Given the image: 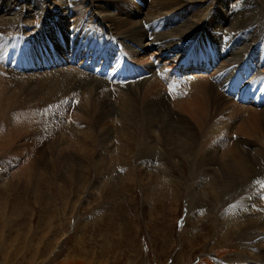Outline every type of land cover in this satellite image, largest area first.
Returning a JSON list of instances; mask_svg holds the SVG:
<instances>
[{
  "label": "bare ground",
  "instance_id": "obj_1",
  "mask_svg": "<svg viewBox=\"0 0 264 264\" xmlns=\"http://www.w3.org/2000/svg\"><path fill=\"white\" fill-rule=\"evenodd\" d=\"M0 1V75L17 73L6 71L5 60L16 70L23 68L24 72L42 64L49 68L60 67L59 61L69 65L77 63L75 68L58 70L51 79H30L26 85L19 81V95L14 89L13 94L7 93V89H12L11 81L0 76V136H5L0 143V156L9 154L13 157L10 163L20 165L22 157L18 153L21 149L29 152L39 149L43 137H39L38 131L50 120L35 116L41 115L44 109L40 102L47 82L53 86L47 94L63 89L65 96L85 90L83 103L102 93L104 96L96 98L99 102L92 109V115H96L95 125H101L112 116H120L121 126L129 133L126 139L132 144L128 153L136 150L135 145H140L138 157L146 159L145 163H154L164 157L165 166L149 179L150 183L159 182L156 186L164 185L167 189L164 182H170V192L174 182L168 176L174 174L172 169L176 165L196 180L208 179L201 181L200 186H192L187 205L199 212L200 216L193 215L192 219L200 226L215 216L211 240L217 248V257L222 259L235 254L238 257L231 264H264V71L256 68L262 64L264 70V0H206L202 6L198 5L200 0H151L159 8L149 12L150 19L139 21L130 16L116 18L113 13L114 7L129 0H60L59 14L51 25L41 26L37 37L26 41L22 31L27 20L42 18L52 0ZM192 10L195 12H190ZM72 12L78 16L73 25L67 20ZM172 13L174 15L169 16ZM108 25L114 27L116 34L104 32ZM224 44L233 46L225 47ZM139 50L150 51V57L146 59ZM113 51L122 56V62L125 58L128 60L119 63L116 58L112 59L115 57ZM86 56L89 74L83 70ZM131 57L139 62L130 60ZM112 63L118 64L117 67H110ZM108 67L117 72L108 73ZM212 67L213 71L207 72ZM160 71L169 72L164 73L170 80L169 85L159 78L149 80ZM194 73L202 78L195 79ZM85 74H88L86 79ZM187 78L194 80L189 88L191 92L184 99L180 95L186 93ZM114 85L115 88L119 86L116 91L121 93L120 100L126 104L124 115H120L116 104L108 100L113 95L107 88ZM170 88L172 90H168ZM138 93H141L138 98L141 106L134 109L129 99L138 97ZM102 98L104 102H100ZM60 100L56 104L61 110L77 105L66 99L60 103ZM26 101L35 105L19 110L17 107ZM251 105L254 107H247ZM56 118L53 112L51 121L55 122ZM174 120L178 121V126L172 125ZM35 121H39V125H33ZM32 125L37 127L34 131L30 129ZM152 129V133L160 134L158 146L161 145L162 151L158 149L159 156L155 152L157 144L154 145ZM104 133L99 140L102 145L108 144L112 137L110 132ZM47 143L50 153L58 149L57 138ZM71 146L69 144L68 153L61 156L67 166L78 163L69 153ZM48 150L41 158L46 162L51 160L49 155L55 158ZM39 158L26 159L27 167ZM178 200L179 195L175 201ZM207 207L211 208V217L202 216ZM200 235L197 233L192 242L198 241ZM200 264L224 263L206 257Z\"/></svg>",
  "mask_w": 264,
  "mask_h": 264
},
{
  "label": "rangeland",
  "instance_id": "obj_2",
  "mask_svg": "<svg viewBox=\"0 0 264 264\" xmlns=\"http://www.w3.org/2000/svg\"><path fill=\"white\" fill-rule=\"evenodd\" d=\"M199 2L198 5L202 6L201 4H204L206 0ZM60 4V0H52L47 4L46 16L31 17L27 20L25 30L22 31L25 41L34 40L41 26L51 25L59 14ZM122 7L125 10H121ZM157 8H159L158 5L152 3L151 0H129L114 7L113 13L116 18L123 19L130 16L132 20L139 21L148 18L149 12ZM93 10L95 11L96 8L94 7ZM190 12H195V10ZM89 14L92 13L88 12ZM172 15L174 13L169 14V16ZM77 18L78 16L72 12L67 20L73 25L75 23L73 21ZM202 24L200 22V25ZM106 30L109 34H116L114 27L108 25L104 32ZM56 31L59 33V30ZM47 42L52 45L49 39ZM61 42L64 46L66 45L63 39ZM224 46L233 45L224 44ZM112 53L115 54L112 59H122L118 52L113 51ZM140 53L145 54L146 59L151 54L150 51L144 53L140 51ZM129 59L138 61L133 57ZM54 60L58 62L56 57ZM81 61L83 60L80 59ZM152 62L154 63L153 60ZM67 63L59 61L60 67L51 68L42 64L24 72L23 68L16 70V67L8 65L9 62L5 60L6 71L12 70L17 73L12 75L10 72L5 74L6 76L3 74L0 76L4 79L7 77L11 81L8 82L12 89H7V93L13 94L16 91L19 95V81L26 85V81L30 79L43 80V77L50 78L58 70L62 72L68 68L77 67V63L72 65ZM213 67L207 72H212ZM256 68L264 71L262 64H258ZM189 71L192 72L193 68H189ZM164 73L169 74L168 71ZM164 73L160 71L157 76H151L152 79L149 80L159 78L166 82L165 85H169L170 80L164 76ZM88 74H85V79ZM194 75H196L195 79L202 78L200 74L194 73ZM193 80L184 84L186 93H182L183 90L179 91L184 99L191 92L189 88ZM116 87L119 88V86ZM52 88L53 86L47 82L40 102V104L43 103L41 106L44 109L41 115L38 113L35 116L36 118L39 116L41 120H50L46 122L47 124L42 122L45 124H42V129L38 131L39 137H43V140L37 152L21 149L18 153L22 157L20 165L11 164L13 157L9 154L0 156V264H200L206 257L224 264L234 262L238 257L235 254L234 256L228 254L222 259L216 255L217 248H214L215 245L211 240L215 224V219H213L215 216L211 217L213 214H209L211 208L207 207L203 210L202 216L210 215L211 219H207L200 226L198 221L192 219L193 215L200 216L199 212L196 209H189L187 205L192 186H198L204 180L208 181L207 178L196 180L176 165L177 167L172 169L174 174L168 176V179L174 182L170 192V182H164L167 189L164 185L156 186L160 184L159 182L150 183L149 179L158 175L165 166L164 157H160V162L157 160L154 163H145L146 159L138 157L141 155L139 154L140 145H135L136 150L128 153L129 146L131 149L132 144L129 139H126V134L129 133H127V128L121 126L123 124L120 123V116H112L101 125H95L96 115H92V109L96 108L99 102L96 98L100 99V96H104L102 93H97L95 100L91 98L90 101L87 99L88 101L83 103L85 90L65 96L63 89L53 92L54 94L51 92L47 94ZM118 88H115V85L107 88L113 95L108 97V100L116 104L118 113L121 112L120 115H124L123 106L126 104L120 100L121 93L116 91ZM125 95L129 96L127 93ZM140 95L141 93H138V97L135 96L137 101H135L136 98L132 99L135 102L129 99L130 106L133 105L134 109L141 106L140 100L138 101ZM21 98L23 100V97ZM58 99H61L60 103L64 99L69 102L73 101L81 109L75 105L76 108L73 106L69 109L68 106L61 110L56 104ZM103 100L102 98L100 102ZM233 102L238 104L237 100ZM23 103L25 104L17 107L19 110L35 105L28 101ZM171 106H175L173 102ZM53 112L57 115L55 122L51 121ZM113 118L117 120L115 119L114 122ZM177 122L174 120L172 125L178 126ZM1 125L2 123H0V128H2ZM33 125H39V121H35ZM33 125L30 128L32 131L37 128ZM104 132H110L112 137L108 144L102 145L99 140L103 138ZM151 135L156 142L154 145L157 144L155 152L159 156V150L162 151L161 145L158 146L159 140L161 142L160 134L158 135L157 132ZM196 135L199 140V134L196 133ZM55 138L58 139V149L51 152L55 158L49 155L51 160L43 161L41 158L45 150L50 149L47 141L55 140ZM3 139L5 136L1 135L0 143ZM69 144L72 145L69 153L75 156V161L79 164L67 166L62 161ZM48 153L51 154L49 150ZM37 157H40L36 160L37 162H32L33 165L28 166L29 169H27L26 159L29 161ZM54 162L56 164H53ZM31 187L38 191L34 192V189L32 191ZM177 195H179V200L175 201ZM189 216H191L190 222ZM197 233H200L201 237L198 241L192 242Z\"/></svg>",
  "mask_w": 264,
  "mask_h": 264
}]
</instances>
